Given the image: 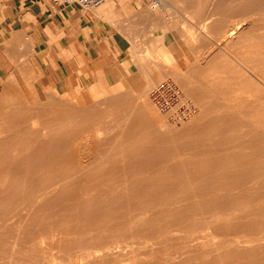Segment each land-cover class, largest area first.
I'll list each match as a JSON object with an SVG mask.
<instances>
[{"label":"bare ground","instance_id":"6f19581e","mask_svg":"<svg viewBox=\"0 0 264 264\" xmlns=\"http://www.w3.org/2000/svg\"><path fill=\"white\" fill-rule=\"evenodd\" d=\"M226 1L225 18L263 14L264 0ZM228 22L211 23L219 38L259 52L243 70L192 60L173 74L199 115L192 102L161 115L147 84L126 114L39 101L14 73L0 100V264H264V21Z\"/></svg>","mask_w":264,"mask_h":264},{"label":"crops","instance_id":"0c3cea01","mask_svg":"<svg viewBox=\"0 0 264 264\" xmlns=\"http://www.w3.org/2000/svg\"><path fill=\"white\" fill-rule=\"evenodd\" d=\"M150 3L151 0H109L97 8L84 10L77 5H58L52 0H16L15 6H9L7 25L10 37L18 36L19 41L23 34L31 37L37 49V63L46 66L45 76L64 82L66 88L76 82L103 79L114 80V86L126 82L131 87L127 78L131 75L124 70L127 65H139V71L146 72L152 71L151 64L158 67V72L177 70L167 60L177 57L173 49L175 24L178 23L181 35L185 36L183 26L187 21L177 22L176 16H187L193 22V15L201 18L199 24H206L224 19L231 8L226 0L209 3L207 0H168L162 3L160 12L168 7L175 12L172 18L149 9ZM217 4L220 7H212ZM209 17L213 20H202ZM12 23L14 26H10ZM182 41L186 45L181 43L180 51L190 47L187 38ZM147 50L159 59L149 61L145 55Z\"/></svg>","mask_w":264,"mask_h":264},{"label":"rangeland","instance_id":"374dc122","mask_svg":"<svg viewBox=\"0 0 264 264\" xmlns=\"http://www.w3.org/2000/svg\"><path fill=\"white\" fill-rule=\"evenodd\" d=\"M15 3L16 0H0V100L4 86L14 76V73L18 70L16 83L25 84L29 81V85H31V88L29 90L32 93H36L35 97L39 101H64L71 105L80 103L82 107L93 105L95 106V109L101 110L103 114L105 112H108V110H111L110 112H113L117 115L125 113V111L123 112L122 109H119V107L122 106V103L128 104L129 107L135 105V101H137L138 95L144 91L146 84L149 86L148 94L150 95L151 92L156 88L155 86L157 84L167 78H173L177 80L179 84H181L185 92L191 97H189L188 99L190 102L196 105L195 107L197 108V113L199 115L203 111V107L199 104V101L193 95L190 94V92L187 90V87H185L182 81L176 78L173 74L181 76L183 74L184 68H186L189 65V62L192 60L194 63L193 65L196 64L202 68L206 66L207 68L214 67L219 70H227V68L243 70L245 67V60L252 59L251 53L259 52V49L257 47H252V52L249 51L250 49L246 48V45H244L243 41H240L239 43L235 44L234 47H231L228 44L227 36L223 35L219 38L216 31H213L214 26L211 23L199 24L198 21L201 19L200 17H195L193 15L191 17L190 15H188V17H191V20L193 21L189 22L187 16L178 15L176 16L177 22L181 20L187 21V23H185L183 26L184 31H186V35H181V32L178 28V23L175 24L176 44L173 49L176 51L177 57L172 60H167V64L169 66H174L177 69L176 71L166 73V76H164V73L156 71V69H158L156 65L151 64V73L156 74L157 76V82L154 84L151 81L148 82L149 79L147 78V75L149 74V72L146 73V71H139L140 66L132 64L127 65V68L124 67L126 73L131 76H128L126 73L123 74L124 76H128L127 78L130 81L131 87H128V84L126 82H118L116 86H114V80L103 79L99 81L84 82L83 84H79L78 82H76V84H73V86H71L70 88H66L64 86V82H57L45 76L46 66L37 63V49H35L34 42L29 35L23 34L22 38H20L21 41H19L18 36V38L10 37V27L7 25L8 22H10L8 18L9 6H15ZM58 5L67 6L64 4ZM150 5L149 9H151L155 13L161 15L168 14L171 15L172 18H174L173 14H175V12L172 11V9L165 7V10L163 12H160L158 8L154 10L151 8ZM262 13L263 14L261 15L256 14V16H246L243 14V12L242 15H240V12L237 10L236 14H234L230 18L227 17L225 19L222 18L220 20H228V24L230 22L235 23L237 21L244 22L249 18L256 21H264V10L262 11ZM202 20L212 21L213 18H203ZM228 24H226V27L230 25ZM12 25L14 26L13 23L10 26ZM258 32L259 29H257L254 34L258 35ZM184 38L188 39L190 47L187 46V49H182V51H180L179 45L183 43L182 40ZM183 44L186 45V43ZM231 49H233L234 56L229 54V52H231ZM187 54L188 56H185ZM145 55L149 56V61L150 58L151 60L152 58L159 59L157 58V56L152 55L149 50L145 52ZM146 56L143 55L144 61H146L147 59ZM214 59H216L217 61H213ZM235 59L240 60L242 63L239 64ZM217 74L219 76H217L214 81H218L220 84L224 85L228 76L227 72L225 73V71H222L218 72ZM136 77L141 79H134ZM231 81L235 85V93H238V84L240 82V77L236 76ZM110 95H115L116 97L108 98V96ZM138 100H140V97L138 98ZM103 101H113L114 103L113 105H109L107 103H101ZM154 108L161 115L162 112L166 113L160 108L158 110L157 106H155ZM160 110L162 112H160ZM1 114L2 111L0 112V115ZM165 117L167 122L171 125H175L176 123H178L176 122L177 119L172 118L170 115H165ZM4 124L5 123L0 121V133L2 134L6 132L3 128ZM113 125L116 128V125ZM115 130L114 128L108 130L102 128L100 131H98V133H101L102 136H106L109 134L111 135ZM17 146H19V143L17 144ZM89 146L87 148H89ZM96 147L97 146L95 145L93 146L90 154H94L95 156L99 155V153L94 151V148ZM178 154L182 155V153ZM178 154L177 152H175V155L178 156ZM174 163H180V161L173 160L165 162V164Z\"/></svg>","mask_w":264,"mask_h":264},{"label":"built area","instance_id":"2783aa9c","mask_svg":"<svg viewBox=\"0 0 264 264\" xmlns=\"http://www.w3.org/2000/svg\"><path fill=\"white\" fill-rule=\"evenodd\" d=\"M56 4L77 5L84 10H90L99 7L109 0H52ZM151 6L163 9L161 0H151ZM151 98L153 103L166 113L172 116H185L191 109L193 104L189 100H185L184 92L180 84L173 78L159 84L152 92Z\"/></svg>","mask_w":264,"mask_h":264}]
</instances>
